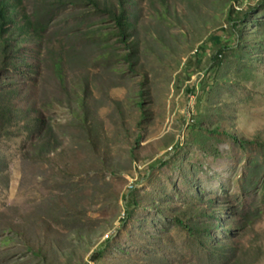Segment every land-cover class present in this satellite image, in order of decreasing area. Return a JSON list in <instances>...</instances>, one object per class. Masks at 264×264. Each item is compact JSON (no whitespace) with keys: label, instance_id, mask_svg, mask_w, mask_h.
I'll use <instances>...</instances> for the list:
<instances>
[{"label":"rangeland","instance_id":"obj_1","mask_svg":"<svg viewBox=\"0 0 264 264\" xmlns=\"http://www.w3.org/2000/svg\"><path fill=\"white\" fill-rule=\"evenodd\" d=\"M98 1L22 0L0 264H264V0Z\"/></svg>","mask_w":264,"mask_h":264},{"label":"trees","instance_id":"obj_2","mask_svg":"<svg viewBox=\"0 0 264 264\" xmlns=\"http://www.w3.org/2000/svg\"><path fill=\"white\" fill-rule=\"evenodd\" d=\"M85 1L96 8L100 5L98 0ZM125 1L119 0L120 5L123 6ZM22 9V0H0V62L2 61V66L9 65L13 69H18L16 62L21 41H26L30 37L31 29H34L30 18L23 13ZM112 15L118 27L124 31L127 26V17L124 16L123 10L119 16H116L114 12ZM19 114L20 112L16 109L1 104L0 130L3 128L8 131V127L13 124ZM34 121L35 125H39V120ZM187 229L190 230L188 227Z\"/></svg>","mask_w":264,"mask_h":264}]
</instances>
